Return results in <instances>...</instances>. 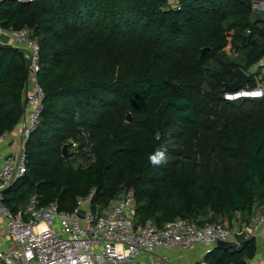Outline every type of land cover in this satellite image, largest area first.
Segmentation results:
<instances>
[{
    "label": "trees",
    "instance_id": "trees-1",
    "mask_svg": "<svg viewBox=\"0 0 264 264\" xmlns=\"http://www.w3.org/2000/svg\"><path fill=\"white\" fill-rule=\"evenodd\" d=\"M178 5L0 2V27L30 28L40 45L36 78L44 92L26 171L4 193L7 207L17 211L35 194L40 205L57 200L70 211L94 188L93 206L132 190L136 225L230 222L237 210L250 218L253 202L264 200V97L231 101L223 93L234 69L249 73L264 55V18H252L253 0ZM27 79L23 52L0 43V136L23 114ZM157 149L166 163L154 166ZM79 158L87 164L74 166ZM255 247L254 238L215 246L204 261L247 264Z\"/></svg>",
    "mask_w": 264,
    "mask_h": 264
},
{
    "label": "built area",
    "instance_id": "built-area-1",
    "mask_svg": "<svg viewBox=\"0 0 264 264\" xmlns=\"http://www.w3.org/2000/svg\"><path fill=\"white\" fill-rule=\"evenodd\" d=\"M167 1L172 7L179 6V0ZM0 33L8 36L28 62L24 111L13 128L19 138L18 151L5 153L0 147V264H173L165 251H185L199 244L206 254L218 240L235 241V234L243 231L247 238H260L264 245V200L253 202L248 220L237 210L230 222L222 218L198 223L176 217L162 226L151 220L134 223L132 190H123L105 206H93L92 188L76 197L70 211L60 209L57 200L40 205L35 194L17 211L7 207L4 193L26 171V142L41 122L44 92L36 78L41 49L32 31L0 27ZM258 65L264 67V55ZM243 97H264V81L223 93L225 100ZM71 144L76 146L73 141Z\"/></svg>",
    "mask_w": 264,
    "mask_h": 264
},
{
    "label": "crops",
    "instance_id": "crops-1",
    "mask_svg": "<svg viewBox=\"0 0 264 264\" xmlns=\"http://www.w3.org/2000/svg\"><path fill=\"white\" fill-rule=\"evenodd\" d=\"M0 39L2 42L8 43L11 45L12 42L7 35L0 33ZM16 129H13L5 136H0V147L5 153L15 154L18 151V140ZM259 244V250L257 248ZM256 250L252 258H247V264H264V245L263 241L260 238L255 239ZM172 260L173 264H207L204 261V249L201 245L197 244L194 248L185 250V251H165Z\"/></svg>",
    "mask_w": 264,
    "mask_h": 264
},
{
    "label": "water",
    "instance_id": "water-1",
    "mask_svg": "<svg viewBox=\"0 0 264 264\" xmlns=\"http://www.w3.org/2000/svg\"><path fill=\"white\" fill-rule=\"evenodd\" d=\"M208 50V47H204L201 49L200 56L202 57L206 51ZM235 79L232 82H228L224 84V88L230 91H235L239 88H248L249 87V82L253 80V77L250 73L245 72L241 68H236L233 70ZM126 119L129 121L131 119V115L128 114ZM62 154L65 156L67 154L68 150V144L64 143L61 147ZM81 216H83V212H79ZM245 238H247L246 232H240L235 234V241H222L218 240L215 244L216 247L218 248H229L231 246H234L236 244H240ZM214 246V247H215Z\"/></svg>",
    "mask_w": 264,
    "mask_h": 264
},
{
    "label": "rangeland",
    "instance_id": "rangeland-1",
    "mask_svg": "<svg viewBox=\"0 0 264 264\" xmlns=\"http://www.w3.org/2000/svg\"><path fill=\"white\" fill-rule=\"evenodd\" d=\"M259 14L262 15L264 18V0H253V11H252V18L255 19L259 17ZM30 29V28H28ZM32 31V29H30ZM0 43L2 42V39H0ZM226 52L231 55L235 56V52L232 50H229L228 48L226 49ZM249 73L253 74L254 80L256 81V84L261 83L264 81V67H261L256 63L254 66H252L249 69ZM80 164L81 166H85L87 164V160L79 158L74 161V166ZM8 189V188H7ZM256 209V208H255ZM257 248L259 250V244H257Z\"/></svg>",
    "mask_w": 264,
    "mask_h": 264
},
{
    "label": "clouds",
    "instance_id": "clouds-1",
    "mask_svg": "<svg viewBox=\"0 0 264 264\" xmlns=\"http://www.w3.org/2000/svg\"><path fill=\"white\" fill-rule=\"evenodd\" d=\"M149 162L154 166L166 163L165 150L157 149L153 154L150 155Z\"/></svg>",
    "mask_w": 264,
    "mask_h": 264
}]
</instances>
